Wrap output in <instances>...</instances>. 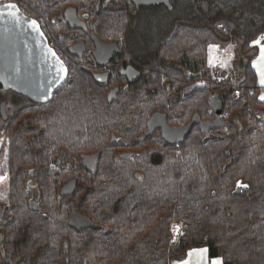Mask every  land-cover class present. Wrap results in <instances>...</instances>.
<instances>
[{
  "label": "trees",
  "instance_id": "trees-1",
  "mask_svg": "<svg viewBox=\"0 0 264 264\" xmlns=\"http://www.w3.org/2000/svg\"><path fill=\"white\" fill-rule=\"evenodd\" d=\"M3 1L44 12L51 28L69 30L62 20L68 5L90 23L132 22L108 6L113 0L99 12L98 0ZM193 8L187 0L177 4L170 23L180 28L164 45L186 56L191 71L208 64L211 44L241 38L245 51L264 33V0H197ZM237 78L234 84L217 74L210 82L221 94L223 129L204 135L195 127L179 150L149 140L147 151L129 157L117 152L142 145L108 143L112 136L126 141L127 124L134 123H121L104 89L84 74L44 105L21 107L6 119L0 144V264H170L201 246L222 264H264V101L251 60ZM97 153L93 176L83 158ZM72 178L76 193L65 197L61 188ZM73 210L101 228L72 229ZM174 222L183 230L171 245Z\"/></svg>",
  "mask_w": 264,
  "mask_h": 264
},
{
  "label": "flooded vegetation",
  "instance_id": "flooded-vegetation-1",
  "mask_svg": "<svg viewBox=\"0 0 264 264\" xmlns=\"http://www.w3.org/2000/svg\"><path fill=\"white\" fill-rule=\"evenodd\" d=\"M115 1H111L108 6L115 13L128 15L129 21L132 22L121 25L90 23L86 13L80 14L79 9L68 5L65 10L69 7L76 8L83 25L82 27L68 26L64 10L62 20L69 28L67 30L63 29V26L51 28L47 16H44L42 11L31 7L20 9L25 15L39 22L50 45L63 60L68 74L61 86L70 85L73 79L81 74L86 75L92 84L95 83L99 89H104L100 93L102 92L109 105H115L117 119L121 123H134L127 124L129 132L125 133L126 141L122 138L117 140L114 137L118 143L110 146L127 145L129 141L131 145L138 144L142 147L125 146L117 152V155L129 157L143 153L148 150L146 143L153 139H161L166 145L179 150L195 127L207 135L201 124H196L181 144L171 145L165 139L168 130L185 127L193 121L195 116L199 118V123L217 118L223 119L224 116V110L218 116L210 107L209 112L206 109L207 102L209 106V101L214 95L219 94L221 98L215 86H210V82L217 78V74H212V78L208 79L207 71L210 68L200 64L191 71L186 56L164 46L173 36L174 31L180 28L170 23L174 19L177 0H169L171 6L165 3L137 5L134 0ZM6 3L10 2L3 1L0 5ZM95 9L98 12L96 6ZM184 9V14L187 15L189 8ZM9 10L11 9L5 7L1 9L2 12H10ZM78 43H81V46L76 48ZM212 73L215 71L213 70ZM1 79L5 80V75L2 73H0V81ZM191 86L197 87L191 89ZM208 89L210 97L207 100ZM8 90L13 107L10 109L6 103L7 120H11L23 106H42L47 103L33 100L11 88ZM112 91H116V94L112 102H109ZM191 110H193L192 113ZM154 116L152 123L158 124L155 126L153 135L147 137L143 143H132L134 139L143 138L146 135L150 128L149 123ZM105 117L108 120L112 118L108 110L105 111ZM214 130L217 129L209 133ZM87 158L90 157L83 158L84 162ZM3 218L2 213L0 224Z\"/></svg>",
  "mask_w": 264,
  "mask_h": 264
},
{
  "label": "water",
  "instance_id": "water-1",
  "mask_svg": "<svg viewBox=\"0 0 264 264\" xmlns=\"http://www.w3.org/2000/svg\"><path fill=\"white\" fill-rule=\"evenodd\" d=\"M103 0H99L96 7L98 12ZM137 5L165 3L171 6L169 0H134ZM9 4H15L16 9L9 10L15 12L16 17L9 15L10 12H2V7H7ZM65 20L70 27H82V22L77 13V9L69 7L64 12ZM35 21V25L32 22ZM81 43L76 44V48L80 47ZM55 53V55H53ZM0 73L5 75V82L8 88L29 96L36 101L48 102L53 98L54 91L60 87L68 74V70L55 49L50 45L48 38L43 32L39 22L28 17L21 11L16 2L0 5ZM104 84V83H103ZM208 86V84L206 83ZM197 86H191V89ZM116 91H112L109 96V102H112ZM209 107L219 116L224 105L219 94L214 95L209 101ZM0 112L3 119L8 118L6 110V102L3 101L0 105ZM155 116L149 123V130L143 138L134 139L132 143H143L147 137L153 135L155 126L158 123H152ZM196 124H201L203 131L206 134L213 129H223L225 122L223 119L217 118L214 120L199 123V118L194 117L193 121L182 128H174L168 130L165 139L168 144L177 145L183 143V140L190 134L192 128ZM118 142L112 137L110 145H115ZM230 153L227 152V155ZM100 153L87 158L84 162L85 169L89 170L93 176L97 175L98 160ZM236 160V159H235ZM93 161V163H92ZM233 161H229L224 170L231 167ZM224 175V172H222ZM91 181V180H90ZM77 179L72 178L67 181L61 188V194L65 197H72L77 190ZM241 189L238 188L234 194L240 195ZM32 209H37V200H32L30 203ZM47 219V216H44ZM2 213H0V221ZM69 226L77 231H83L90 228L100 229L98 224L92 222L87 216L73 210L69 215Z\"/></svg>",
  "mask_w": 264,
  "mask_h": 264
},
{
  "label": "rangeland",
  "instance_id": "rangeland-1",
  "mask_svg": "<svg viewBox=\"0 0 264 264\" xmlns=\"http://www.w3.org/2000/svg\"><path fill=\"white\" fill-rule=\"evenodd\" d=\"M190 1V7L193 8V5L197 0H188ZM179 5H182L183 0H177ZM255 41H260V44L254 43ZM239 42H242V39L239 38L236 41H233L229 44H211L208 49V64L207 66L215 71V75L219 74L222 78L232 77L234 79V84H237L238 78L237 75L240 73L242 64L251 60L252 67L256 70L257 74V85L259 86L257 90L258 98L261 99L264 96V84H261V74L260 68L264 67L260 62V53L261 46L264 45V33L256 36L252 42L251 47L248 50H242L239 48ZM238 46V48L236 47ZM256 65V66H254ZM0 105L3 101L8 103L10 109H12V100L10 96V91L8 90L7 84L5 80L0 81ZM264 101V99H261ZM6 120L3 119L0 112V144L3 136V129L5 128ZM177 227L181 229V233L183 227L180 223L174 222L172 227ZM171 227V230H172ZM178 241V240H177ZM193 249H207L205 246L191 248L188 253ZM188 253L184 257H176L174 258L170 264H182L185 260H190V264H211L213 260H217V258H209L208 251L206 253V257L204 255H197L193 253L191 257L188 256Z\"/></svg>",
  "mask_w": 264,
  "mask_h": 264
},
{
  "label": "snow or ice",
  "instance_id": "snow-or-ice-1",
  "mask_svg": "<svg viewBox=\"0 0 264 264\" xmlns=\"http://www.w3.org/2000/svg\"><path fill=\"white\" fill-rule=\"evenodd\" d=\"M7 7L9 9H16L15 4H9V5H7ZM9 15H12L14 18L16 17L15 12H10ZM32 24L35 25V21H33ZM254 43L260 44V41H255ZM53 55H55V53H53ZM260 62H261V65H264V45L261 46ZM254 66H256V65H254ZM260 74H261V81L260 82H261V84H264V67L260 68ZM261 99H264V96H262ZM174 233L178 234V235H182V233H180L178 228H174ZM193 253H196L197 255H204L206 257L207 249H193L188 253V256L191 257L193 255ZM182 264H190V260H185L182 262ZM211 264H222V260H220V259L213 260L211 262Z\"/></svg>",
  "mask_w": 264,
  "mask_h": 264
},
{
  "label": "built area",
  "instance_id": "built-area-1",
  "mask_svg": "<svg viewBox=\"0 0 264 264\" xmlns=\"http://www.w3.org/2000/svg\"><path fill=\"white\" fill-rule=\"evenodd\" d=\"M174 228H177V227H174V226L172 227V241L173 242H177V240L179 239L180 235L174 233ZM179 231L181 233V229H179Z\"/></svg>",
  "mask_w": 264,
  "mask_h": 264
},
{
  "label": "bare ground",
  "instance_id": "bare-ground-1",
  "mask_svg": "<svg viewBox=\"0 0 264 264\" xmlns=\"http://www.w3.org/2000/svg\"><path fill=\"white\" fill-rule=\"evenodd\" d=\"M176 244V242H173L172 240H171V245H175Z\"/></svg>",
  "mask_w": 264,
  "mask_h": 264
}]
</instances>
